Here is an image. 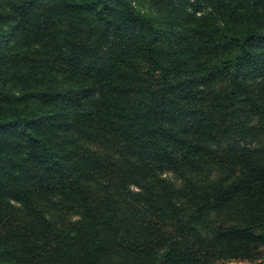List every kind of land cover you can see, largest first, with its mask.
Returning a JSON list of instances; mask_svg holds the SVG:
<instances>
[{
	"label": "trees",
	"instance_id": "trees-1",
	"mask_svg": "<svg viewBox=\"0 0 264 264\" xmlns=\"http://www.w3.org/2000/svg\"><path fill=\"white\" fill-rule=\"evenodd\" d=\"M263 256L264 0H0V264Z\"/></svg>",
	"mask_w": 264,
	"mask_h": 264
},
{
	"label": "rangeland",
	"instance_id": "rangeland-1",
	"mask_svg": "<svg viewBox=\"0 0 264 264\" xmlns=\"http://www.w3.org/2000/svg\"><path fill=\"white\" fill-rule=\"evenodd\" d=\"M139 8L145 10L146 12L150 11V7L148 4H138ZM217 264H264V256L258 260L251 261L247 259H228V260H222L218 261Z\"/></svg>",
	"mask_w": 264,
	"mask_h": 264
}]
</instances>
